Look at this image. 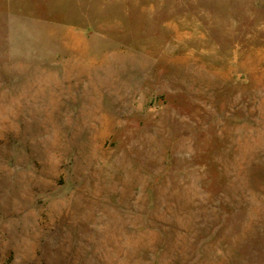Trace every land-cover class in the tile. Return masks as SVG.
Segmentation results:
<instances>
[{"label": "rangeland", "instance_id": "obj_1", "mask_svg": "<svg viewBox=\"0 0 264 264\" xmlns=\"http://www.w3.org/2000/svg\"><path fill=\"white\" fill-rule=\"evenodd\" d=\"M0 264H264V0H0Z\"/></svg>", "mask_w": 264, "mask_h": 264}]
</instances>
